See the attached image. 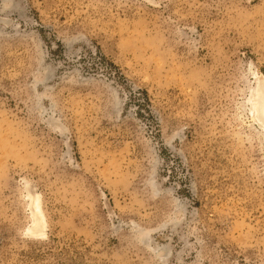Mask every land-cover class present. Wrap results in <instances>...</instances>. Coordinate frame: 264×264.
<instances>
[{
    "label": "rangeland",
    "instance_id": "374dc122",
    "mask_svg": "<svg viewBox=\"0 0 264 264\" xmlns=\"http://www.w3.org/2000/svg\"><path fill=\"white\" fill-rule=\"evenodd\" d=\"M259 89L264 0H0V264H264Z\"/></svg>",
    "mask_w": 264,
    "mask_h": 264
},
{
    "label": "bare ground",
    "instance_id": "6f19581e",
    "mask_svg": "<svg viewBox=\"0 0 264 264\" xmlns=\"http://www.w3.org/2000/svg\"><path fill=\"white\" fill-rule=\"evenodd\" d=\"M259 98L257 100V92H256V97L255 101L257 100L256 107H257V112L259 116L262 118V121L264 122V92L262 89L257 90ZM261 91V92H260ZM260 92V93H259ZM255 106V102H254ZM264 126V125H263ZM32 209H33V224L29 228V234L38 236L43 234L45 222L43 218V211L41 209V204H40V199L39 197H33V204H32Z\"/></svg>",
    "mask_w": 264,
    "mask_h": 264
}]
</instances>
